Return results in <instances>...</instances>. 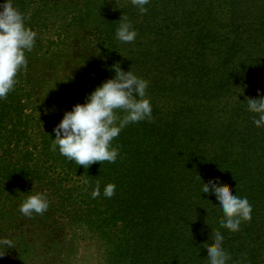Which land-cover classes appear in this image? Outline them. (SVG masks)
Returning <instances> with one entry per match:
<instances>
[{
    "label": "trees",
    "instance_id": "trees-1",
    "mask_svg": "<svg viewBox=\"0 0 264 264\" xmlns=\"http://www.w3.org/2000/svg\"><path fill=\"white\" fill-rule=\"evenodd\" d=\"M13 2L37 38L0 100V240L14 242L0 264H75L84 245L96 264H208L216 231L228 264H264V128L245 104L264 94V0H149L143 14L131 0ZM122 16L131 43L115 38ZM116 62L149 81L152 119L114 139V163L84 168L53 150L52 130ZM54 96L57 116L40 126ZM210 178L251 203L239 231L201 192ZM97 182L115 183L114 196L92 198ZM36 191L49 209L25 217L18 206Z\"/></svg>",
    "mask_w": 264,
    "mask_h": 264
},
{
    "label": "clouds",
    "instance_id": "clouds-1",
    "mask_svg": "<svg viewBox=\"0 0 264 264\" xmlns=\"http://www.w3.org/2000/svg\"><path fill=\"white\" fill-rule=\"evenodd\" d=\"M149 0H131L141 14L148 11ZM26 14L21 12L13 0H0V100L13 91L17 76L28 70L29 62L25 53L30 52L36 42L37 32L26 24ZM115 38L123 43L136 39L137 31L126 16L119 18ZM114 75L102 81L86 94L83 103L74 104L63 113L54 126L53 150L59 151L69 161L88 168L94 162L114 163L119 154V146L113 141L129 124L151 121L152 104L146 95L149 81L135 74L131 69L124 71L119 62L110 66ZM247 111L257 128H264V94L257 90L255 98L247 99ZM119 113H122L119 114ZM102 194L112 198L116 192L115 183L103 186L99 182L91 192L96 198ZM201 192L214 194L216 206L223 214L220 226L230 232L239 231L242 222L251 220L252 205L247 197L233 194L218 180L203 181ZM50 206L46 191H36L27 195L19 204L18 210L25 217L43 215ZM211 247L207 243L208 264H228L232 259L227 251L225 237L216 231L211 237ZM0 246L14 247L10 239L0 240Z\"/></svg>",
    "mask_w": 264,
    "mask_h": 264
},
{
    "label": "rangeland",
    "instance_id": "rangeland-1",
    "mask_svg": "<svg viewBox=\"0 0 264 264\" xmlns=\"http://www.w3.org/2000/svg\"><path fill=\"white\" fill-rule=\"evenodd\" d=\"M226 26L227 25H225V27ZM218 29L220 30V28H218ZM52 32L53 31H51L52 35H50V34L46 35V33L44 32L43 36L44 37L47 36L45 38H52V36H53ZM52 86H53V88H57L56 90H58V91L56 93L58 94L59 97L62 98L64 95V90L62 89V88H64L63 85L58 86L56 84V86H55L52 84ZM61 98H57V103H56V97L54 96V98L48 103V105L44 106V108L46 107V109L44 111L45 117H43L42 121L40 122V124H39L40 126L45 125L44 123H47L48 120H50L53 115H54V117L57 116V109L55 111V108H57L59 105H61V101H58ZM54 106H55V108H54ZM75 264H96V251H95V249H93V248L91 249L85 245L82 246L79 249L77 255L75 256Z\"/></svg>",
    "mask_w": 264,
    "mask_h": 264
}]
</instances>
